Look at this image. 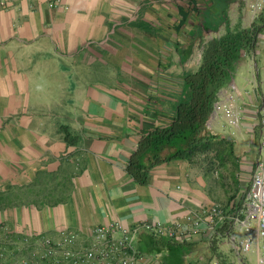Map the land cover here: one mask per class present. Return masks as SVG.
Here are the masks:
<instances>
[{"label":"crops","instance_id":"0c3cea01","mask_svg":"<svg viewBox=\"0 0 264 264\" xmlns=\"http://www.w3.org/2000/svg\"><path fill=\"white\" fill-rule=\"evenodd\" d=\"M253 28L256 47L218 97L236 96L240 122L221 110L206 130L212 159L238 157L242 175L259 152L264 0H0V224L18 237L68 230L84 245L95 225H188L200 208L225 206L232 196L210 183V149L153 165L145 183L128 166L148 133L171 124L206 43ZM135 246L162 264H235L205 236L180 242L141 228Z\"/></svg>","mask_w":264,"mask_h":264},{"label":"built area","instance_id":"2783aa9c","mask_svg":"<svg viewBox=\"0 0 264 264\" xmlns=\"http://www.w3.org/2000/svg\"><path fill=\"white\" fill-rule=\"evenodd\" d=\"M48 1L53 7L61 5V0ZM10 2L3 0L5 7ZM226 97L225 104H221L220 96L214 103L206 129L221 110L229 123L239 124L241 113L235 105L236 96ZM254 119L252 130L258 138L259 152L251 162L246 182L225 206L200 208L187 216L188 225L166 226L161 222L135 227L120 222L95 225L89 243L84 245L79 243L76 232L62 230L59 237L47 234L18 237L9 224L1 223L0 264L13 256L11 264H162L158 255L148 256L136 248L135 239L141 228L173 241L194 240L199 236H205L207 242L217 239L228 246L235 264H264V102L256 108ZM203 221L208 224L207 229H201Z\"/></svg>","mask_w":264,"mask_h":264},{"label":"trees","instance_id":"16d2710c","mask_svg":"<svg viewBox=\"0 0 264 264\" xmlns=\"http://www.w3.org/2000/svg\"><path fill=\"white\" fill-rule=\"evenodd\" d=\"M257 32V28L229 32L206 43L198 68L183 78L186 95L179 99L171 124L148 133L131 158L128 170L139 181L145 183L148 170L157 163L213 148L207 120L237 61L256 47Z\"/></svg>","mask_w":264,"mask_h":264},{"label":"rangeland","instance_id":"374dc122","mask_svg":"<svg viewBox=\"0 0 264 264\" xmlns=\"http://www.w3.org/2000/svg\"><path fill=\"white\" fill-rule=\"evenodd\" d=\"M140 40H141V38H140ZM137 67H138V65H137ZM253 143H254V145H257V140L255 139L253 141ZM212 147L213 148L210 149V157H208V155L205 156L207 158V160L216 164V166H212V169H213L212 171L214 172L213 173L214 177L211 176L213 179L210 180V183L212 185L215 183L218 186L219 180H222L224 182L225 187L221 190L219 187L217 190V187L214 185L215 193L223 196L224 199L227 198V196L233 197L235 194H237L239 189H241L242 183L246 182L245 180L248 177L249 170L244 171V174L242 175V173L240 171L239 160L237 161L238 157H236L234 159H228L227 163L226 164L224 163L225 165H223L222 161H220V160H219V163L217 162V160L214 161L212 158H214V155L217 156V154L215 153V151H216L215 148H217V146L215 145V143H213ZM244 153H246V151ZM255 153H256V151L252 152L251 154L254 155ZM212 163H210V164H212ZM216 172H218V173H216Z\"/></svg>","mask_w":264,"mask_h":264}]
</instances>
